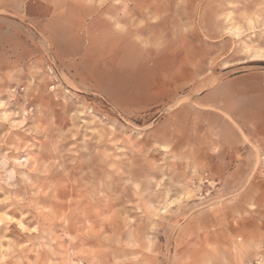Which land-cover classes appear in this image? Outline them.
<instances>
[{"label":"rangeland","instance_id":"1","mask_svg":"<svg viewBox=\"0 0 264 264\" xmlns=\"http://www.w3.org/2000/svg\"><path fill=\"white\" fill-rule=\"evenodd\" d=\"M0 264H264V0H0Z\"/></svg>","mask_w":264,"mask_h":264},{"label":"bare ground","instance_id":"2","mask_svg":"<svg viewBox=\"0 0 264 264\" xmlns=\"http://www.w3.org/2000/svg\"><path fill=\"white\" fill-rule=\"evenodd\" d=\"M130 6V5H129ZM104 9V8H103ZM134 10V9H133ZM150 10V9H149ZM152 11V10H151ZM128 8H125L122 12H117L116 13V16H123V18H124V16L126 17V15L128 14ZM138 13V12H137ZM130 16H132V15H130ZM117 18H119V17H117ZM120 19V18H119ZM55 21V20H54ZM125 21V20H124ZM127 21V20H126ZM114 22V21H113ZM123 22V21H122ZM60 23V22H59ZM57 24V23H56ZM111 24H112V22H111ZM119 25V24H118ZM59 27V26H58ZM63 28V27H62ZM66 29V28H65ZM56 30V29H55ZM68 31V30H67ZM56 32V31H55ZM45 33H46V31H45ZM54 34V33H53ZM137 34V33H136ZM46 35V34H45ZM54 35H56V33L54 34ZM64 35H65V33H64ZM53 36V35H52ZM131 36V35H130ZM136 37V36H135ZM15 40V39H14ZM60 40V39H59ZM78 41V40H77ZM54 42V41H53ZM113 42H114V44H113V48L111 49V50H109V51H107V53H109L110 54V57H112L113 59H115L116 60V65H117V67H120L121 68V66L122 65H125V66H128L129 67V69L130 68H134V66H135V62L133 61V60H131V52H132V50H133V48H134V46H135V44L133 43V42H130V41H128L125 37H116V38H114L113 39ZM140 42V41H139ZM77 43V42H76ZM80 42H78V44H79ZM63 44V43H62ZM54 45V44H53ZM51 46V45H50ZM63 46V45H62ZM144 47H145V45H144ZM57 49V48H56ZM59 51V50H58ZM96 51V45H95V43L94 44H92L91 45V47H90V49H89V51H88V54H90L91 52H95ZM143 52V51H142ZM146 52V51H145ZM112 53V54H111ZM49 54V53H48ZM73 54V53H72ZM147 53L144 55V56H142L143 57V60H146V57H147ZM150 55H151V52H150ZM73 56V55H72ZM74 57V56H73ZM142 59V58H141ZM152 59V58H151ZM140 60V59H139ZM143 60H142V63L141 64H144L143 63ZM158 61V60H157ZM157 63V62H156ZM136 66H137V64H136ZM66 79V78H65ZM66 81V80H65ZM70 83V82H69ZM55 111H57V110H55ZM56 113V112H55ZM54 116V115H53ZM66 124H67V122H66ZM64 128V127H63ZM111 139V138H110ZM85 146H87L88 145V143L87 142H85V144H84ZM88 153V152H87ZM51 156H54V155H50V156H47V155H42L41 156V160L42 161H44V160H46V159H48V157H51ZM88 156V155H87ZM91 158V157H90ZM95 158V157H94ZM95 160V159H94ZM97 160V159H96ZM43 163V162H42ZM134 167V166H133ZM90 169V168H89ZM86 170V169H85ZM135 173H137V172H134L133 174H135ZM80 174V173H79ZM69 175V174H68ZM135 177V176H134ZM136 178V177H135ZM77 183V182H76ZM75 187V186H74ZM77 187V186H76ZM75 189V188H74ZM100 200H101V198H100ZM78 202V201H77ZM81 206V205H80ZM83 209V208H82ZM86 216V215H85ZM112 218V217H111ZM112 222L114 223V221L112 220ZM112 223V224H113ZM116 224H117V222H115ZM115 223H114V225H115ZM113 225V226H114ZM111 226V225H110ZM120 228V227H119ZM119 230V229H118Z\"/></svg>","mask_w":264,"mask_h":264}]
</instances>
